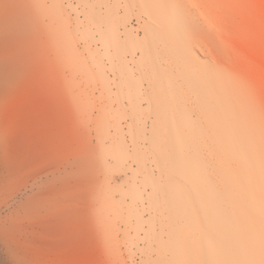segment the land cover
I'll use <instances>...</instances> for the list:
<instances>
[{"label":"rangeland","instance_id":"374dc122","mask_svg":"<svg viewBox=\"0 0 264 264\" xmlns=\"http://www.w3.org/2000/svg\"><path fill=\"white\" fill-rule=\"evenodd\" d=\"M0 92L23 264H264V0H0Z\"/></svg>","mask_w":264,"mask_h":264},{"label":"bare ground","instance_id":"6f19581e","mask_svg":"<svg viewBox=\"0 0 264 264\" xmlns=\"http://www.w3.org/2000/svg\"><path fill=\"white\" fill-rule=\"evenodd\" d=\"M21 233H23V231ZM21 256L20 248H18L16 242H12L8 239H0V264H14V261L18 264H23L25 260H22Z\"/></svg>","mask_w":264,"mask_h":264}]
</instances>
